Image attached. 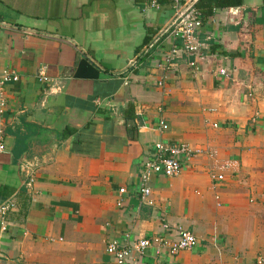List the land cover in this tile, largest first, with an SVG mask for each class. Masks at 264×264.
<instances>
[{
  "label": "crops",
  "instance_id": "obj_1",
  "mask_svg": "<svg viewBox=\"0 0 264 264\" xmlns=\"http://www.w3.org/2000/svg\"><path fill=\"white\" fill-rule=\"evenodd\" d=\"M195 1L196 70L163 33L173 0H0V69L19 76L0 113V204H16L0 264H112L107 242L163 235L162 223L198 241L165 264L264 260V0L210 13ZM158 142L195 154L178 176L153 177L145 205L139 171Z\"/></svg>",
  "mask_w": 264,
  "mask_h": 264
},
{
  "label": "built area",
  "instance_id": "obj_2",
  "mask_svg": "<svg viewBox=\"0 0 264 264\" xmlns=\"http://www.w3.org/2000/svg\"><path fill=\"white\" fill-rule=\"evenodd\" d=\"M155 4V0H152ZM195 0H173L175 15L168 27L163 33L171 34L175 39L181 41L183 53L192 59L189 66L197 69V61L202 60L201 45L197 39V31L201 26V19L197 9L194 7ZM82 52V50H81ZM176 49L166 57L165 65L172 66ZM137 58L130 61L129 68H134ZM220 76H225L226 71L221 69ZM19 80L17 73L11 69H0V113L5 107V88L8 84L16 83ZM38 81L43 84H50L52 81L46 78L42 71L38 74ZM161 86V83H159ZM159 131H166L167 125L160 122ZM4 130L0 127V154L5 150ZM195 152L185 143H165L158 142L153 146V152L142 164L139 176L136 194L140 201L145 205H151L149 197L151 189L149 187L153 177L161 176L165 178H174L178 176L185 165L193 158ZM34 168V167H33ZM33 168L26 170L27 181L25 188L29 193H33L35 176ZM215 182H221V175L214 176ZM119 195H125L124 188L119 189ZM122 199L119 198L117 206H122ZM16 210V204L13 201H7L0 204V231L7 229V215ZM163 235L150 238H134L129 233L123 235L119 241L112 240L106 244V254L111 258L112 264H129V260L134 254L143 255L148 250H153L154 258L152 264L169 263L168 259L177 256L182 251L192 250L198 245L196 237L189 231L169 226L167 223L161 224ZM254 264H264L262 258H257Z\"/></svg>",
  "mask_w": 264,
  "mask_h": 264
},
{
  "label": "trees",
  "instance_id": "obj_3",
  "mask_svg": "<svg viewBox=\"0 0 264 264\" xmlns=\"http://www.w3.org/2000/svg\"><path fill=\"white\" fill-rule=\"evenodd\" d=\"M204 2H206L207 3V6L209 7V11H208V13H210L211 12V8L213 7V6H217V7H229V6H234L233 4H237V3H233V2H229L228 0H226L225 2L224 1H222V0H203ZM213 1H214V3H213ZM199 4H200V2L198 3V2H196L195 3V5H194V7L196 8V9H198V6H199ZM66 133H70V131H67L66 130Z\"/></svg>",
  "mask_w": 264,
  "mask_h": 264
},
{
  "label": "rangeland",
  "instance_id": "obj_4",
  "mask_svg": "<svg viewBox=\"0 0 264 264\" xmlns=\"http://www.w3.org/2000/svg\"><path fill=\"white\" fill-rule=\"evenodd\" d=\"M254 194H255V195H256V194L258 195V194H259V191H254Z\"/></svg>",
  "mask_w": 264,
  "mask_h": 264
}]
</instances>
